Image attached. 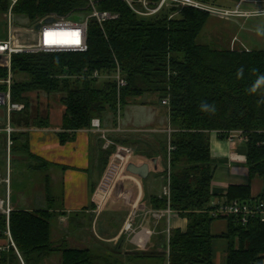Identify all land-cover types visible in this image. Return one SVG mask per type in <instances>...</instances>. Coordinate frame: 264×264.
Wrapping results in <instances>:
<instances>
[{
    "label": "trees",
    "instance_id": "1",
    "mask_svg": "<svg viewBox=\"0 0 264 264\" xmlns=\"http://www.w3.org/2000/svg\"><path fill=\"white\" fill-rule=\"evenodd\" d=\"M130 1L135 5L139 2ZM92 4L118 18L105 22L103 27L90 20L87 52L13 57V73L28 77L12 87L13 102L25 105L15 124L28 130L50 127L49 108L43 113L34 109L28 97L31 93L61 96L58 102L65 108L62 127L66 131L89 129L93 119L104 120L107 114L116 124L119 100L115 82L91 76L96 70L112 73L119 64L128 83L121 92L122 109L130 103L163 107L162 102L169 101L165 109L173 133L160 152L167 160L170 196H155L151 204L156 210L171 209L187 219L188 225L186 230L171 232L169 247L165 243V254L157 257L160 264L165 260L169 264H216L218 240L225 244L226 264H264V223L252 220L242 226L234 216L217 219L210 213L216 195L212 191L215 167L209 139L212 132L226 138L229 132L242 131L247 138L249 176L264 182V87L250 91L258 77L264 75V49H215L199 44L198 38L211 15L192 8L170 7L156 16L141 17L125 0H18L14 16L18 23L31 25L50 16H88ZM9 7L10 0H0V15ZM6 75L7 71L0 69V76ZM145 95L155 99L143 101ZM205 102L215 110L202 111L200 105ZM61 138L65 142V135ZM116 144L139 146L125 139H117ZM148 148L145 155L155 158L157 152ZM20 149L33 159L28 137ZM115 150L116 145L103 151V174ZM225 197L227 201H264V193L257 199L252 197L250 185H232ZM53 218L49 211L14 209L10 229L19 254L11 248L0 256V264H43L55 255L60 256V264H126L113 253L103 255L89 248H72L66 240L55 243ZM219 220L226 221L227 230L216 236L213 224ZM5 230L6 217L0 215V238Z\"/></svg>",
    "mask_w": 264,
    "mask_h": 264
},
{
    "label": "crops",
    "instance_id": "2",
    "mask_svg": "<svg viewBox=\"0 0 264 264\" xmlns=\"http://www.w3.org/2000/svg\"><path fill=\"white\" fill-rule=\"evenodd\" d=\"M59 106L60 112L55 115H52V108L48 109L49 128L30 131L28 145L33 159L28 154L22 155L21 165L12 171L13 209L53 213L52 239L55 243L66 240L72 248L91 250L97 245L103 255L113 253L126 264H160L161 259L157 257L165 254L169 233L171 235L176 229L186 230L188 225V220L178 213L168 216V209L156 210L151 204L153 197L166 196L169 185L166 156L160 152L173 133L166 109L167 118L160 123V111L155 105L133 103L126 106L124 119L122 109L120 125L107 114L104 120L100 119L102 131L97 132L91 128L64 130L65 108ZM61 135H65V142ZM117 139L133 140L139 146L123 147L116 144ZM209 139L215 167L212 191L216 195L211 203L224 201L232 185H250L252 197L259 198L264 193V182L249 176L246 143H231L217 132L210 133ZM115 145V153L121 149L131 152L129 163L136 166L149 164V174L142 179L125 171L108 203L95 213L94 192L103 175L101 155ZM148 146L157 152L153 159L145 155ZM217 186L222 189L218 190ZM159 212L164 214L162 218L155 216ZM129 222L132 231L126 230ZM226 230L224 220L213 224L216 236ZM217 245L225 254L224 242L216 241V264ZM131 255L143 258L133 259ZM43 264H60V256L55 255ZM164 264H169L168 260Z\"/></svg>",
    "mask_w": 264,
    "mask_h": 264
},
{
    "label": "built area",
    "instance_id": "3",
    "mask_svg": "<svg viewBox=\"0 0 264 264\" xmlns=\"http://www.w3.org/2000/svg\"><path fill=\"white\" fill-rule=\"evenodd\" d=\"M130 8L141 17H153L162 10L170 7L179 9L192 8L206 12L213 16L222 18H252L264 16V0H235V8H221L214 2H204L201 0H139L135 5L130 0H125ZM18 0H10V7L3 15L5 28L3 30L4 39H0V69L7 71V75L0 76V116H10L13 113H22L25 105L12 100V87L16 80L12 71V60L15 55L23 54H49V53H84L89 49L88 30L90 20H96L103 27V24L109 20L117 19L118 16L110 12H101L92 4L91 13L81 22L70 21L65 18L50 16L36 20L31 25L20 24L14 16V7ZM244 6H254L256 9H243ZM52 18L53 22L46 24V20ZM93 79L100 81H114L118 93L117 122L120 125L122 105L120 102L121 92L127 86V80L124 73L117 64L112 73H102L94 71ZM164 106L169 105L168 100L162 102ZM1 125V122H0ZM91 129L102 131L100 119H93ZM5 135L6 149V167L5 177L0 180V185L5 188V198H0V215L6 217V230L3 237L0 238V256L14 248L18 253L16 244L13 240L10 229V215L14 210L11 204V178H12V149L14 146L13 134L15 129L9 124L0 130ZM227 139L233 142L246 143L247 138L242 131H232L227 134ZM131 152L127 149H121L111 159L106 171L104 172L97 188L94 192V203L101 207V203L108 196L109 192L119 177L126 171L128 159ZM1 177V176H0ZM106 195V196H103ZM170 196V186L165 192ZM211 215L214 218L234 216L242 226H248L252 220H258L264 223V201L259 202H240V201H218L212 202ZM173 211L168 209L167 215L171 216ZM155 216L162 218L163 213H157ZM132 229V223L126 224V230ZM170 233L168 237V247L170 242ZM169 249V248H168ZM169 252V251H168ZM22 264L23 261H22Z\"/></svg>",
    "mask_w": 264,
    "mask_h": 264
},
{
    "label": "rangeland",
    "instance_id": "4",
    "mask_svg": "<svg viewBox=\"0 0 264 264\" xmlns=\"http://www.w3.org/2000/svg\"><path fill=\"white\" fill-rule=\"evenodd\" d=\"M214 4L221 8H235V0H214ZM243 9H256L254 6H244ZM4 17L0 15V39H4L3 30L5 28ZM86 18L84 15H74L68 20L74 22H81ZM258 30L264 31V16L252 17V18H222L218 16L211 15L202 34L198 38L199 44L209 45L215 49H238V46H242L246 50H263L264 49V35L258 34ZM14 79L18 82L27 81L28 77L24 74H14ZM31 105L34 109H40L43 112L47 108H52L54 114L60 112L58 98L61 96L58 94L48 95L46 93H31L28 95ZM143 101L152 102L155 98L149 95H145L141 98ZM152 100V101H151ZM142 101V102H143ZM130 103L129 105H131ZM155 109L160 111V123H162L163 118H167L165 108H161L155 105ZM127 107L123 108L122 119L125 117V112ZM22 113H13L10 118L6 115L0 116V130L4 129L7 124H9L15 129L13 134L14 146L12 149V169H15L21 165V158L23 152L21 151V145L25 137L30 136V131L28 129L19 128L15 123L20 119ZM61 114V113H60ZM27 133L28 135H23ZM5 135L0 132V180L5 177V167H6V149H5ZM116 154V153H115ZM131 156V155H130ZM247 163V158H246ZM130 162V157L128 159V164ZM14 173V172H13ZM121 176L119 177V179ZM118 179V181H119ZM115 183V185L118 183ZM219 183L218 181L216 182ZM115 185L112 187L114 189ZM113 189L109 192L108 196L101 203V207H97L94 204L95 213H99L105 205L108 203L109 198L112 195ZM218 190H221V186H217ZM106 196V195H103ZM0 198H5L4 186L0 185ZM129 231H132L129 230ZM93 252L95 254H102L97 245H93ZM217 264H226V254L217 245Z\"/></svg>",
    "mask_w": 264,
    "mask_h": 264
},
{
    "label": "water",
    "instance_id": "5",
    "mask_svg": "<svg viewBox=\"0 0 264 264\" xmlns=\"http://www.w3.org/2000/svg\"><path fill=\"white\" fill-rule=\"evenodd\" d=\"M53 22L52 18L46 20V24ZM126 171L134 176H138L142 179L146 178L149 174V164H144L142 166H136L133 163L127 165Z\"/></svg>",
    "mask_w": 264,
    "mask_h": 264
},
{
    "label": "clouds",
    "instance_id": "6",
    "mask_svg": "<svg viewBox=\"0 0 264 264\" xmlns=\"http://www.w3.org/2000/svg\"><path fill=\"white\" fill-rule=\"evenodd\" d=\"M258 34L264 35V31L258 30ZM260 87H264V75L258 77L257 81L252 86V88L250 89V91L251 92H255ZM200 108H201L202 111H205V112H213L215 110L213 106L207 104L206 102L205 103H202L200 105Z\"/></svg>",
    "mask_w": 264,
    "mask_h": 264
}]
</instances>
